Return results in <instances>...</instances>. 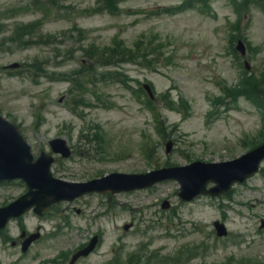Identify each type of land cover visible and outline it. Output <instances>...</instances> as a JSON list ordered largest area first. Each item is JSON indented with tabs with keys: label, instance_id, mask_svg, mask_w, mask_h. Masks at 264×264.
I'll list each match as a JSON object with an SVG mask.
<instances>
[{
	"label": "rangeland",
	"instance_id": "obj_1",
	"mask_svg": "<svg viewBox=\"0 0 264 264\" xmlns=\"http://www.w3.org/2000/svg\"><path fill=\"white\" fill-rule=\"evenodd\" d=\"M235 1L244 4L236 37L244 38L252 67L248 74L254 77L264 71V5ZM118 2L116 7L99 0H0V113L20 127L36 158L42 152L52 155L49 142L64 138L73 156H55L53 173L85 182L112 172L232 160L264 141L257 104L246 97H224L219 105L212 101L223 97V85L238 86L244 74V59L230 45V25L237 19L232 0H209V13L189 2L190 8L174 15L154 13L186 2ZM28 24L37 32L25 45L17 27ZM12 32L17 42L8 40ZM146 34L154 45L162 43V56L158 47L147 45ZM115 38L130 48L146 44L148 50L138 62L94 67L86 49L103 50ZM12 63L20 68L6 69ZM84 71L93 73L89 84L83 83ZM81 83L88 85L86 92L79 91ZM144 84L156 95L152 109ZM169 142L173 150L167 154ZM179 187L168 181L150 190L61 203L44 217L31 212L0 232V264H65L95 235L101 245L79 264L159 258L173 264L169 259L182 258L179 251H185L188 264H264V165L229 198L202 197L188 204L179 198ZM25 192L19 182L0 187V207ZM164 200L170 209L163 210ZM216 220L226 223L228 238L215 239ZM23 228L42 233L25 254ZM161 246L162 256L156 252Z\"/></svg>",
	"mask_w": 264,
	"mask_h": 264
},
{
	"label": "water",
	"instance_id": "obj_2",
	"mask_svg": "<svg viewBox=\"0 0 264 264\" xmlns=\"http://www.w3.org/2000/svg\"><path fill=\"white\" fill-rule=\"evenodd\" d=\"M60 145L62 147V144ZM64 154L68 155L66 149H64ZM262 158H264V146L245 158L244 171L240 172V174L236 173L235 168L242 161H236L231 164L220 166L195 164L187 169L186 177H178L184 185L182 196H184L185 199L190 200L194 196L206 192V184L209 181H216L218 183L224 181L225 183L223 185H227L228 187H230L234 181H243L247 176L257 171L258 164ZM49 165L50 161L47 160L45 163L40 160L37 164H33L29 147L24 142L18 128L0 117V181L6 178H25L31 189L28 196H32V190L38 188L40 193L50 200L44 204V206H48L51 203L60 200H57L56 197L66 198V196L62 194V196H56L54 186H61L64 184L57 182L50 177L48 172ZM159 179L151 181L154 183ZM149 183V181L146 182V177L144 176L115 174L96 183L81 186L69 185V188L71 189L70 192L72 196L78 197L94 191L93 189L120 192L141 188ZM23 201L24 206L18 214L23 213L33 204L38 205V211L44 207L34 199L29 203L26 202L25 199ZM16 214L17 213L8 214L4 218L3 223Z\"/></svg>",
	"mask_w": 264,
	"mask_h": 264
}]
</instances>
